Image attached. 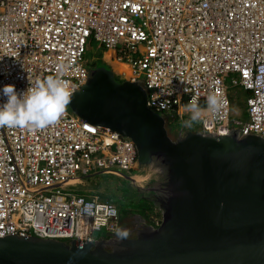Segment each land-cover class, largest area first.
<instances>
[{
  "label": "built area",
  "instance_id": "obj_1",
  "mask_svg": "<svg viewBox=\"0 0 264 264\" xmlns=\"http://www.w3.org/2000/svg\"><path fill=\"white\" fill-rule=\"evenodd\" d=\"M4 1L0 89L13 85L23 93L30 82L53 75L74 92L87 78L85 43L93 37L112 49L118 76L142 82L146 104L169 121L196 102L205 109L200 130L236 128L264 137V0ZM231 86L244 91V118L230 116ZM210 94L222 102L216 112L206 110ZM5 100L0 95V103ZM138 167L128 135L69 106L41 130L0 128V236L93 240L102 226L110 234L119 227L118 203L97 192L55 188L93 168L122 173ZM130 177L146 178L143 172ZM159 218L154 209L152 224Z\"/></svg>",
  "mask_w": 264,
  "mask_h": 264
},
{
  "label": "water",
  "instance_id": "obj_2",
  "mask_svg": "<svg viewBox=\"0 0 264 264\" xmlns=\"http://www.w3.org/2000/svg\"><path fill=\"white\" fill-rule=\"evenodd\" d=\"M145 99L140 82L94 65L68 105L133 140L138 165L154 172L158 224L141 216L82 241L6 234L0 264H264V137L182 126L172 135Z\"/></svg>",
  "mask_w": 264,
  "mask_h": 264
},
{
  "label": "clouds",
  "instance_id": "obj_3",
  "mask_svg": "<svg viewBox=\"0 0 264 264\" xmlns=\"http://www.w3.org/2000/svg\"><path fill=\"white\" fill-rule=\"evenodd\" d=\"M90 38L94 39L93 37ZM105 49H110V48H105ZM110 50L112 52V49ZM85 52H86V43H85ZM111 52L110 53L103 52L104 56L102 58L103 59L102 65L111 68L114 77L117 80L127 79L118 76L117 68L119 64L114 63L112 59H110ZM86 60L87 59L85 55V61ZM94 65L97 64L87 65L88 73L90 67ZM132 81L140 82L139 80H132ZM140 83L143 86L142 82ZM30 84L31 86L27 89L26 92L23 93H18L13 85H6L2 89H0V95L6 97V100L3 103H0V128L7 127V128H21V129L27 128L29 130H41L46 127L55 125L59 121V119L64 115L67 106H69L68 104L70 103V97L72 95V86L68 80L58 78L57 76L48 75L42 79L36 80L34 83L30 82ZM221 103H222L221 100L215 94H210L206 97V105H207L206 110L209 112H216L221 107ZM204 110L205 109H202L198 103L196 102L190 103L187 106V111L191 113L190 120L186 122L182 121L181 126L183 127V124L185 123L186 126L190 127L192 122L199 120L201 113ZM164 118L169 128V124L171 121H173V119L169 121L165 116ZM179 128H177V130ZM137 171L144 172L143 170H141L140 166L138 167ZM154 178L155 177L153 176L152 178L146 177L144 180L149 182V184L146 185L154 186L152 182ZM132 184H134V186H136L139 190L141 189L140 187H138L139 184H142L141 182H132ZM144 190H149L150 192V189H144ZM154 209L155 208L153 207V210ZM120 211H119V215H120ZM149 222L152 223L151 214H150ZM120 227L121 226L119 225L118 228ZM105 235L107 234L105 233Z\"/></svg>",
  "mask_w": 264,
  "mask_h": 264
},
{
  "label": "rangeland",
  "instance_id": "obj_4",
  "mask_svg": "<svg viewBox=\"0 0 264 264\" xmlns=\"http://www.w3.org/2000/svg\"><path fill=\"white\" fill-rule=\"evenodd\" d=\"M110 53V49H105L102 44H100L97 40L88 38L86 42V64H97L102 65L104 53ZM108 55V54H107ZM228 80V77H227ZM230 92H234V96L230 95V116L231 118H244L246 116V106L244 101V91L241 92L239 88L235 86H231L229 88ZM240 92L242 95H240ZM188 103L186 100H183L182 104ZM190 112L183 111L182 115L175 112V118L170 122V132L174 135L175 128H179L182 124V121L190 120ZM186 127V124H183V128ZM191 128L197 129L199 127V120L191 123ZM131 174H137L138 171L136 169L128 170ZM145 177L149 178V176H154V172L152 169H146L143 172ZM81 181L65 183L60 186H57L56 190H67L76 193L89 194L92 192H98L101 198L109 197L116 203H121L123 207L131 208V210H137L138 213L131 214L130 222H134L136 217L141 220V216L150 217V214L153 210V204L146 197L148 196L149 190L140 191L136 186H134L129 177L126 176V173L120 172H112L105 171L100 168H93L87 174L81 175ZM145 179V178H144ZM115 193H118L120 196H115ZM111 196V197H110ZM115 197V198H114ZM124 203V204H123ZM133 212V211H132ZM135 217V218H134ZM129 223V222H128ZM106 229L102 226L99 229L94 230L93 235L94 238L101 237L105 235Z\"/></svg>",
  "mask_w": 264,
  "mask_h": 264
},
{
  "label": "crops",
  "instance_id": "obj_5",
  "mask_svg": "<svg viewBox=\"0 0 264 264\" xmlns=\"http://www.w3.org/2000/svg\"><path fill=\"white\" fill-rule=\"evenodd\" d=\"M136 178H138V177H136ZM82 179H81V177H78L77 178V182H79V181H81ZM75 182V181H74ZM70 183H72V182H70ZM141 183L142 184H139V186L138 187H140L141 189V191H145L144 189H149L148 187L149 186H147L146 184H149V182H147V181H145V180H142L141 181ZM93 193V192H92ZM98 193V192H97ZM124 208H128V207H124ZM123 210V209H122ZM122 210L120 211V215H119V225L120 226H123V225H126V224H129L128 222H129V220L132 218L131 217V214H132V210H131V208H128V211L126 212V211H123L122 212ZM135 212H137V210L135 211ZM135 218V217H134ZM137 218V217H136Z\"/></svg>",
  "mask_w": 264,
  "mask_h": 264
},
{
  "label": "flooded vegetation",
  "instance_id": "obj_6",
  "mask_svg": "<svg viewBox=\"0 0 264 264\" xmlns=\"http://www.w3.org/2000/svg\"><path fill=\"white\" fill-rule=\"evenodd\" d=\"M188 126H186L185 128H187ZM183 128V127H182ZM169 129H170V126H169ZM171 130V129H170ZM174 130H176L177 131V128H175ZM175 131V132H176ZM141 170H143V171H145V168L144 167H141ZM123 174L124 173H126V176H128L129 177V179H130V181H131V177H130V172H122ZM132 183V182H131ZM134 185V184H133ZM115 196H116V198H117V196H120L118 193H115ZM115 198V197H114ZM119 204V207H121L120 206V203H118ZM135 211L136 210H134L133 212H132V215H134V213H135ZM137 213V212H136ZM139 222H141L140 220H138V219H136L134 222H132L133 223V225H136V224H138Z\"/></svg>",
  "mask_w": 264,
  "mask_h": 264
},
{
  "label": "trees",
  "instance_id": "obj_7",
  "mask_svg": "<svg viewBox=\"0 0 264 264\" xmlns=\"http://www.w3.org/2000/svg\"><path fill=\"white\" fill-rule=\"evenodd\" d=\"M149 178H152V176L149 177ZM140 191H141V190H140ZM110 197H111V196H110ZM149 201H150V200H149ZM123 204H124V203H123ZM120 206H121V207H119V211L122 210V209H123L122 212H123V211H126V212L128 211V208H124V207L122 206L121 203H120Z\"/></svg>",
  "mask_w": 264,
  "mask_h": 264
},
{
  "label": "bare ground",
  "instance_id": "obj_8",
  "mask_svg": "<svg viewBox=\"0 0 264 264\" xmlns=\"http://www.w3.org/2000/svg\"><path fill=\"white\" fill-rule=\"evenodd\" d=\"M13 0H5L3 5L7 4L10 5L12 3ZM74 1H80V0H74Z\"/></svg>",
  "mask_w": 264,
  "mask_h": 264
}]
</instances>
